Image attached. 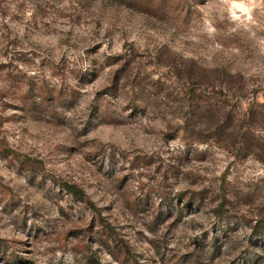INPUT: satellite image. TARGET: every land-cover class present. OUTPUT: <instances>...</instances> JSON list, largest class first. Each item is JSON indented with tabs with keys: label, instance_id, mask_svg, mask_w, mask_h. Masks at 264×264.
Segmentation results:
<instances>
[{
	"label": "rangeland",
	"instance_id": "rangeland-1",
	"mask_svg": "<svg viewBox=\"0 0 264 264\" xmlns=\"http://www.w3.org/2000/svg\"><path fill=\"white\" fill-rule=\"evenodd\" d=\"M0 264H264V0H0Z\"/></svg>",
	"mask_w": 264,
	"mask_h": 264
},
{
	"label": "trees",
	"instance_id": "trees-1",
	"mask_svg": "<svg viewBox=\"0 0 264 264\" xmlns=\"http://www.w3.org/2000/svg\"><path fill=\"white\" fill-rule=\"evenodd\" d=\"M4 150V154L5 155H12V154H15V152L12 150V149H9V148H7V149H3ZM72 187V186H71ZM70 190H73L74 192H78L76 189H75V187H72ZM80 194H82V193H80ZM84 196H82V198H83ZM191 202V201H190ZM189 202V203H190ZM187 205H189L188 203H187Z\"/></svg>",
	"mask_w": 264,
	"mask_h": 264
}]
</instances>
